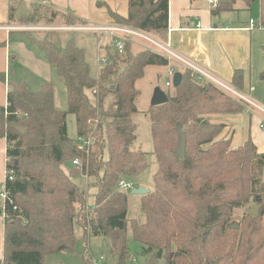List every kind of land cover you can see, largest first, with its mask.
Wrapping results in <instances>:
<instances>
[{
	"label": "trees",
	"instance_id": "obj_1",
	"mask_svg": "<svg viewBox=\"0 0 264 264\" xmlns=\"http://www.w3.org/2000/svg\"><path fill=\"white\" fill-rule=\"evenodd\" d=\"M240 1L248 10L258 1L257 27L263 28L264 0ZM233 4L234 0L218 3L212 15L231 11ZM98 6L105 7L118 25L144 33L167 29L168 0H128L126 18ZM14 13L11 8L10 21H15ZM55 16L38 8L16 21L51 23ZM61 19L66 25L81 23L71 16ZM106 39L99 47L106 63L95 79L73 39L63 50L46 39H30L64 84V112L55 110L50 84L32 92L20 80L8 81L6 106L0 107V138L6 140L5 166L12 181L6 184L0 264H44L47 256L72 252L75 226L83 238L109 239L112 257L124 264L128 223L132 238L164 264H264V153L251 139L236 149L230 140H217L225 126L205 117L241 114L247 104L196 81L187 69L180 72L182 81L174 95H166L165 104L147 111L158 165L154 188L141 201L145 222L127 220V196L118 183L138 177L148 166L144 152L130 150L139 95L136 82L147 67L165 68L169 61L149 49L134 52L130 41L119 52ZM259 79L264 81V70ZM242 83L243 73L237 70L231 86L241 92ZM68 114L74 116L77 137H95L88 155L67 136ZM177 125L185 133L183 159L174 154ZM74 159L80 165H71ZM74 174L84 175L87 189H95L93 207H87L86 191L70 181ZM248 205L259 207L258 214L250 215L248 207L234 224L233 211Z\"/></svg>",
	"mask_w": 264,
	"mask_h": 264
},
{
	"label": "rangeland",
	"instance_id": "obj_2",
	"mask_svg": "<svg viewBox=\"0 0 264 264\" xmlns=\"http://www.w3.org/2000/svg\"><path fill=\"white\" fill-rule=\"evenodd\" d=\"M244 7L245 6H243V3L240 0H235L234 9L244 11L230 12L226 15L224 20H226L229 25H234L237 20H247L249 17L254 20H258V2H255V4L253 5V9L250 8L249 11L246 9V7ZM39 23L40 24H30L26 25L25 27H22L24 28V30H22L21 32H24L28 37L24 33H13L11 36L7 37V49L10 53V71L9 73L7 72V75L10 79L22 80L26 82L28 90L32 92H37L43 85L50 84L54 94V108L57 111L64 112L66 111L67 107L66 91L64 84L60 77H58V75L56 74L54 67L50 66L47 63L45 54L40 51L35 44H32L30 42V39L32 38L37 41H43L46 39L51 42L54 47L58 50H63L66 45V42L73 39L76 47L83 50L85 62L89 67V74L92 78L95 79L97 78L99 67L102 66V64L99 63V59L100 61L103 59V54L99 50V47L103 44V41L106 38L111 40L114 45L115 35L105 36L103 37L104 39L101 42L99 41V36H83L81 34H77L76 31L82 32L80 28H82L83 25H81L80 23L74 24L76 26L73 28H67L69 29V31H71L68 33H56V31L62 30V28L59 26H54V24L52 25L44 21ZM61 24L62 23H60V25ZM94 34L98 35L97 33ZM133 39L130 38L131 45H135L136 43L140 44L141 42V44L134 47V49L133 46L131 47L134 52L146 49V45L144 42H137L138 39L133 42ZM142 44L144 45L142 46ZM26 50L27 52L29 51L31 54H33V56H35V65H33V63L31 64L32 57L30 53H26ZM168 80V70L163 67L151 66L145 69L143 78L136 82L135 87L138 90L139 95L135 100L137 113L134 114L132 117V121L134 124L135 140L131 145L130 150L144 152L146 154L148 166L147 169L138 177L132 178L129 181L123 180L125 183L131 185L133 189L137 187H142L148 192H151L154 188L152 179L157 171L158 165L157 160L153 154V144L150 134V121L147 116V111L151 106V99L157 90H160L165 95H174L173 86H166V82ZM216 88L223 94L227 95L229 98L237 100L239 102H243L231 92H227L218 87ZM246 106L247 108L245 112L241 113H247L245 115L246 119L244 117V121L240 122L239 124L235 122V118H237V116L234 115H223L225 117H222V115L205 116L210 120L211 123L212 121L218 123V116H220L219 118L222 119L225 118L226 121L230 120L228 124L229 127L227 129L224 127L217 140H230V138H232L233 134L235 133V135H237V139L235 142H233V145L239 146L244 142L242 141V139L244 138L251 139L253 141V139H257L258 137H264V118H260L255 115V112H257L256 108H253V106L248 104ZM221 123L224 122L221 121ZM66 129L68 138L76 141L77 133L75 119L74 116L71 114H68L66 116ZM224 133L227 139L225 137H222ZM92 139L95 140V137L92 136ZM257 149L260 152L263 151L259 144ZM69 179L80 190L86 191L87 207H93V195L95 194V189H87V178L82 174H74L71 175ZM122 191L127 196V220H136L138 223H144L145 218L143 217L140 211L141 201H143L144 196L133 195L131 193L132 190L129 189H125ZM248 207L252 208L257 206L248 205L244 208L235 209L233 211L232 216V222L234 224L239 223L243 214L247 211ZM74 235L76 241L74 250L72 252H61L47 256L44 259V264H117L116 257H112L110 253L109 239H103L101 237H90L88 239L83 238L82 230L78 226H75ZM126 238L128 258L126 259L124 264H149L151 262V258H155L154 253L145 252L144 247L132 238L129 223L127 225ZM154 264H164V259L155 258Z\"/></svg>",
	"mask_w": 264,
	"mask_h": 264
},
{
	"label": "crops",
	"instance_id": "obj_3",
	"mask_svg": "<svg viewBox=\"0 0 264 264\" xmlns=\"http://www.w3.org/2000/svg\"><path fill=\"white\" fill-rule=\"evenodd\" d=\"M255 2L251 5V9H253ZM218 3H220V0ZM98 4L105 5L120 17H127L128 0H47L46 2L44 0H0V74L4 75V81H0V107L6 106L8 81L13 80L7 75V72L9 73L10 71V53L7 49V37L13 33H24L21 32L22 30L12 28L26 26L17 22L16 20L18 19L16 18L15 21L9 20L10 9L14 8V11H16L20 5H24L27 9V14L34 12L38 8L52 11L56 16L50 24L62 28V30L56 31V33L71 32L67 28L76 26L63 24L62 16L74 17L83 26L118 25L108 16L106 8L100 7ZM234 4L231 11L216 12L215 15H212V11L216 9L217 4L213 6L209 3V0H168L167 29L161 33L151 32L146 34L158 42L164 44L168 42L170 50L176 56L198 66L229 86H231L234 72L237 70L241 71L243 73V83L240 93L253 103L264 108V81H260L259 79L260 73L264 70V27H257L259 18L258 20H254L251 17L243 21L237 20L234 25H229L224 20L228 13L244 11L235 10ZM249 20L254 21L253 26L249 24ZM60 23L62 24L60 25ZM82 32L76 31L77 34L83 36H98L91 32ZM133 40V42L136 40L137 42L142 41V43H145L146 49L155 51L153 46L145 40L140 38H134ZM140 44H133V49ZM155 52L163 55L160 51ZM26 53L30 52L26 50ZM30 55L32 57L31 64L35 65L36 61L34 59L36 58L33 54L30 53ZM165 69L182 72L186 68L179 61L172 59ZM24 83L27 85L26 82ZM256 111L255 115L264 118L263 113L258 110ZM246 114L234 115L237 116L235 122L238 124L243 122L244 117L246 119ZM219 117L217 118L218 123L211 120L212 123L223 124L227 129L230 120L226 121L225 118ZM222 117L225 116L222 115ZM221 121L224 123H221ZM222 137H225V133ZM236 139L237 135L234 133L232 138H230L231 147L234 149L248 140L244 138L242 139L244 142L241 145L234 146L233 142ZM253 143L256 147L259 144L263 150L259 152L264 153V137L253 139ZM5 152L6 140L5 138H0V188L4 182L6 173ZM3 234L4 216L0 210V259H2Z\"/></svg>",
	"mask_w": 264,
	"mask_h": 264
},
{
	"label": "built area",
	"instance_id": "obj_4",
	"mask_svg": "<svg viewBox=\"0 0 264 264\" xmlns=\"http://www.w3.org/2000/svg\"><path fill=\"white\" fill-rule=\"evenodd\" d=\"M46 1L47 0H44V2H46ZM218 2H219V0H209V3L213 6L218 4ZM249 24L251 26H253L254 21L249 20ZM12 29L24 30V28H18V27H14ZM80 30L91 32V33H97L99 36V41H101V42L104 39L103 37L108 36V35H115L114 36V38H115L114 39V47L119 52H121L123 49V43L125 41H130V38L143 39L146 42L150 43L153 46V48L155 49V51L162 52L163 56L165 58H167L168 61L175 59V60L179 61L180 63H182L184 65V67L191 72V77L193 79H195L196 81L207 82V83L212 84L218 88H221L227 92H231L238 99L247 103L248 105L253 106V108H256L258 111H260L261 113L264 114V108L253 103L250 99H248L242 93L235 90L232 86H229V85L225 84L224 82L218 80L217 78H215L212 75H210L209 73L205 72L203 69L199 68L198 66L193 65V64L189 63L188 61L176 56L170 50V45L168 44V42L166 44L158 42L154 38H152L151 36L147 35L144 32L134 30V29H131L129 27L121 26V25H109V26H93V25L86 26L85 25L82 28H80ZM99 63L104 65L106 63V60L103 58L100 61V59H99ZM174 74H175V71H173L172 69L168 70L169 80L166 82V86H172V78H173ZM92 94L95 95V91H93ZM89 125L91 126L92 124L90 123ZM93 144H94V140L92 139L91 135L88 137H77V139H76V149L82 154L88 155L89 152L93 149ZM71 165L78 166L79 160L74 159L71 162ZM7 181L11 182L12 177L9 174V172H7V170H6L5 179H4V182L0 188V210H1V213L3 216H4V214H3L4 208H5L6 202L8 200V191L6 188ZM117 187L121 191L125 190V189H129V190L133 189V187L131 185L125 183L124 181H120L118 183ZM13 210H15L14 207H13Z\"/></svg>",
	"mask_w": 264,
	"mask_h": 264
},
{
	"label": "water",
	"instance_id": "obj_5",
	"mask_svg": "<svg viewBox=\"0 0 264 264\" xmlns=\"http://www.w3.org/2000/svg\"><path fill=\"white\" fill-rule=\"evenodd\" d=\"M225 2V0H220V3ZM27 14V9L24 5H20L16 11H15V18L19 19ZM182 81V75L180 72H175L173 78H172V86L173 88H177ZM168 101L167 96L161 92L160 90H157L152 99H151V106H160L165 104ZM17 131L21 134L24 133V130L21 128H17ZM176 132H177V147L174 150V154L178 159H183L185 156V133L182 131V128L180 125L176 126ZM67 168H71L70 165H67ZM131 193L133 195L137 196H144L148 194V191L142 187H137L132 189ZM259 207H252L249 208L248 213L250 215L256 216L258 214ZM154 257L151 258V262L149 264H154Z\"/></svg>",
	"mask_w": 264,
	"mask_h": 264
}]
</instances>
